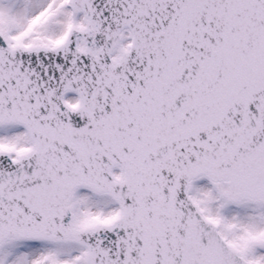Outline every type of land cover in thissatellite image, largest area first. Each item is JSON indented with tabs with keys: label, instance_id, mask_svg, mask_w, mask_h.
<instances>
[{
	"label": "snow or ice",
	"instance_id": "obj_1",
	"mask_svg": "<svg viewBox=\"0 0 264 264\" xmlns=\"http://www.w3.org/2000/svg\"><path fill=\"white\" fill-rule=\"evenodd\" d=\"M0 264H264V0H0Z\"/></svg>",
	"mask_w": 264,
	"mask_h": 264
}]
</instances>
